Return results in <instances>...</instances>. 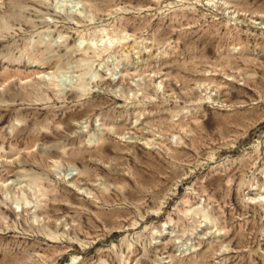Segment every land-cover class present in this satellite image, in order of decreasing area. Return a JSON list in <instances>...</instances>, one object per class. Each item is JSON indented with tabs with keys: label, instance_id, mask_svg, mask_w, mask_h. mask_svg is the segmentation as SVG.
I'll return each mask as SVG.
<instances>
[{
	"label": "rangeland",
	"instance_id": "rangeland-1",
	"mask_svg": "<svg viewBox=\"0 0 264 264\" xmlns=\"http://www.w3.org/2000/svg\"><path fill=\"white\" fill-rule=\"evenodd\" d=\"M0 264H264V0H0Z\"/></svg>",
	"mask_w": 264,
	"mask_h": 264
}]
</instances>
